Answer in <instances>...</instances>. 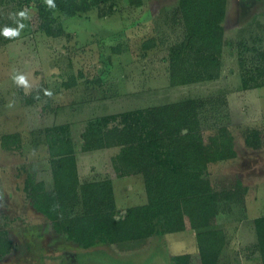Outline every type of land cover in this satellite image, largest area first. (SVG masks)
I'll return each instance as SVG.
<instances>
[{
	"label": "rangeland",
	"instance_id": "374dc122",
	"mask_svg": "<svg viewBox=\"0 0 264 264\" xmlns=\"http://www.w3.org/2000/svg\"><path fill=\"white\" fill-rule=\"evenodd\" d=\"M177 4L178 0H142L135 7L128 0H115L64 18V34L48 36L36 29L35 8L24 7L18 0H0V32L11 20L26 18L33 19L37 30L7 43L0 34V135L18 132L21 138L20 144L3 148L0 137V208L7 216L1 226L12 241L0 264H174L175 256L182 253L190 254L189 264H200L196 232L190 229L80 248L35 212L23 192L27 172L48 185L51 182L47 151L37 131L41 127L69 122L77 124L73 130L79 132L90 116L184 96L214 104L219 98L222 123L212 116L209 102L202 111L207 117L202 119L201 134L206 140L215 124L225 125L234 138L235 156L209 165L207 176L217 187L234 186L237 180L247 187L245 206L234 204V209L218 218L226 236L219 262L248 264V259L264 264L258 252L248 255L255 241L254 217L264 214V86L241 88L235 46L224 48L223 70L216 80L168 86L167 54L183 38ZM22 11L26 17L18 15ZM223 26L226 39L245 37L250 44V36L257 35L264 40V0H227ZM149 38H154V46L142 50V42ZM19 75L28 87L16 83ZM33 91L41 99L26 103L25 96L29 98ZM252 130L257 131L256 137L250 135ZM117 151L118 147L79 151L76 159L81 181L104 175L112 178L119 211L144 203L146 194L141 176H115L109 158ZM231 252L233 258L228 256Z\"/></svg>",
	"mask_w": 264,
	"mask_h": 264
},
{
	"label": "trees",
	"instance_id": "16d2710c",
	"mask_svg": "<svg viewBox=\"0 0 264 264\" xmlns=\"http://www.w3.org/2000/svg\"><path fill=\"white\" fill-rule=\"evenodd\" d=\"M18 1L24 7L36 9V29L48 36L64 34V18L115 2L54 0L55 6L49 7L45 0ZM128 3L136 7L142 0ZM226 10L227 0H178L176 11L183 23V38L167 54L168 86L216 80L223 70L222 55L228 46L238 49L241 88L264 86V40L257 35L250 36V44L245 37L226 39ZM33 19L13 23L11 20L6 27H23L19 36L5 38L4 42L37 31ZM256 40L258 44L253 43ZM153 41L149 38L142 42V50L154 46ZM30 95L25 96L26 103L41 99L38 92ZM217 99L214 104L184 96L152 106L94 115L83 122L79 132L73 130L77 124L69 122L41 127L37 131L42 134L41 143L47 151L51 182L48 185L44 179H37L34 172H27L23 184L25 200L51 222L55 231L64 232L66 239L80 248L190 229L196 232L200 264H221L220 252L226 236L218 226V218L234 209V204L245 206L247 187L239 180L231 187H217L207 176L209 165L235 156L234 138L225 125L215 124V131L206 140L201 134L202 119L207 117L202 111L209 102L212 116L222 123L224 116L219 115ZM250 135L256 137L258 133L252 130ZM0 137L3 148L21 141L18 132L3 133ZM113 147H118L109 158L115 176H141L146 194L144 203L119 211L112 178L104 175L81 181L76 159L79 151ZM4 215L0 208V257L12 246L5 235L7 230L1 226ZM253 221L255 241L251 247L264 263V214ZM175 258L174 264H189L191 256L182 253Z\"/></svg>",
	"mask_w": 264,
	"mask_h": 264
},
{
	"label": "clouds",
	"instance_id": "9594fccd",
	"mask_svg": "<svg viewBox=\"0 0 264 264\" xmlns=\"http://www.w3.org/2000/svg\"><path fill=\"white\" fill-rule=\"evenodd\" d=\"M45 3L49 6V7H54V0H45ZM18 15L20 17H26V13L25 12H20L18 13ZM23 25H20L19 28L13 29V28H9V27H5L3 29L2 32H0V34L4 35L6 38H12V37H16L19 36L20 34V28H22ZM15 81L17 84L20 85H24L25 87H28V81L25 79V77L23 75H19L15 77ZM46 94L51 95L50 92H46Z\"/></svg>",
	"mask_w": 264,
	"mask_h": 264
},
{
	"label": "crops",
	"instance_id": "0c3cea01",
	"mask_svg": "<svg viewBox=\"0 0 264 264\" xmlns=\"http://www.w3.org/2000/svg\"><path fill=\"white\" fill-rule=\"evenodd\" d=\"M157 236H160V235H157ZM157 236H155V237H157ZM152 237H154V236H152ZM251 243L253 244L254 242L252 241ZM224 252L227 254V252L225 250H224ZM224 252H222L223 257H225ZM256 254H257V251L256 250H253L252 247L249 246L248 255L250 257H254ZM228 256H230L231 258H233L234 257V253L231 252L230 254H228ZM219 260H221V259H219ZM245 260H246V257H245ZM246 261L248 262V264L255 263L254 261L248 260V259ZM240 263H244V262H240ZM221 264H224V263L221 262ZM228 264H232V263L229 262Z\"/></svg>",
	"mask_w": 264,
	"mask_h": 264
}]
</instances>
